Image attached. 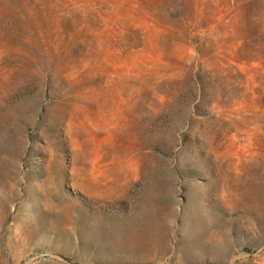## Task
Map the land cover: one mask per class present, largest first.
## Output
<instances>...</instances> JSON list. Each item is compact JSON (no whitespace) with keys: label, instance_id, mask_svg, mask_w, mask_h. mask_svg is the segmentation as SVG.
I'll return each instance as SVG.
<instances>
[{"label":"rangeland","instance_id":"rangeland-1","mask_svg":"<svg viewBox=\"0 0 264 264\" xmlns=\"http://www.w3.org/2000/svg\"><path fill=\"white\" fill-rule=\"evenodd\" d=\"M0 264H264V0H0Z\"/></svg>","mask_w":264,"mask_h":264},{"label":"bare ground","instance_id":"bare-ground-1","mask_svg":"<svg viewBox=\"0 0 264 264\" xmlns=\"http://www.w3.org/2000/svg\"><path fill=\"white\" fill-rule=\"evenodd\" d=\"M140 182V181H139ZM172 182H173V180H172ZM168 185V184H167ZM141 207H142V205H141ZM139 208V207H138ZM135 212V211H134ZM134 217H136V216H134ZM141 222V221H140Z\"/></svg>","mask_w":264,"mask_h":264}]
</instances>
